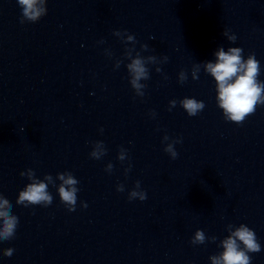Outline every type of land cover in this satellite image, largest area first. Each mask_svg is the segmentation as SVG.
<instances>
[{
	"label": "clouds",
	"instance_id": "obj_1",
	"mask_svg": "<svg viewBox=\"0 0 264 264\" xmlns=\"http://www.w3.org/2000/svg\"><path fill=\"white\" fill-rule=\"evenodd\" d=\"M18 5L22 9L21 23L25 21L37 22L47 12V0H17ZM117 37L122 35L125 37L123 42L125 44L131 43L132 48H126L125 56L130 61L126 68L129 73V83L137 96L144 95L146 85L141 81L148 80L149 64H158L160 61L154 55L147 57L142 56L140 52L135 51L134 45L136 43L135 37L126 32L122 33L116 31L114 33ZM223 36L228 41L235 43L237 37L229 30L225 29ZM141 50L147 51L148 45L142 44ZM135 52V55L133 53ZM109 55H111L109 53ZM215 60L205 61L203 64H196L192 68V78L198 79V73L203 68L204 72L214 78L216 84V101L217 106L223 111V116L226 121L236 124H242L245 119L253 114L258 105H264V81H260V62L256 59L254 53H250L247 58L244 57V50L241 47H229L227 50L220 46L214 52ZM164 62L168 57L162 58ZM122 61L117 60L116 67L118 68ZM157 72H161V68H156ZM179 82L183 83L187 79L186 73L182 70L179 73ZM176 100L169 102L170 109L175 107ZM180 106L190 117L198 115L205 108V104L201 100L195 98L185 97L179 101ZM101 131H103L101 129ZM164 141H168L169 137L164 136ZM180 139L173 140L167 143L164 151L170 155L172 159L178 157V152L174 145L181 143ZM102 141H97L94 144L93 150L90 153L91 158L100 159L106 154ZM120 161L126 159V150L121 148L118 157ZM113 165L107 164L106 171L111 172ZM128 171V169H126ZM21 176H27L30 183H28L23 190L18 194L16 203L28 207L30 205H41L47 207L52 204L53 197L48 190L49 184L55 185V180L52 175L47 174L41 180L36 177L32 169L20 173ZM56 179L60 181L57 186V192L60 201L68 208L69 211H75L77 203V184L79 181L73 176L71 172L58 173ZM117 191L123 192L124 186L118 185ZM129 200L139 199L144 201L147 199V194L140 187V182L137 181L133 190L128 194ZM13 205L10 201L0 194V241H7L15 236V232L19 223V219L12 213ZM82 207H87L86 203L82 202ZM227 231L229 233L223 240L220 241V246L223 251L218 255L210 257L211 264H251L252 257L249 253H258L261 251V245L257 239L256 233L253 229L245 224L239 226L228 225ZM206 237L203 230H196L191 243L193 245L204 244ZM212 241L216 240L213 236ZM14 249L8 248L4 250V256L10 257L13 255Z\"/></svg>",
	"mask_w": 264,
	"mask_h": 264
}]
</instances>
